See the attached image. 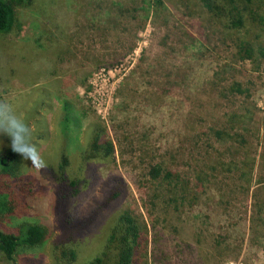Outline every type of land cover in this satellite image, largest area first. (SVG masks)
Segmentation results:
<instances>
[{
  "label": "rangeland",
  "instance_id": "374dc122",
  "mask_svg": "<svg viewBox=\"0 0 264 264\" xmlns=\"http://www.w3.org/2000/svg\"><path fill=\"white\" fill-rule=\"evenodd\" d=\"M14 12L12 31L0 34V150L13 144L7 128L35 197L12 203L0 228L36 222L50 235L13 262L0 254V264H54L62 217L72 228L87 219L111 175L126 193L80 233L73 264L94 256L123 209L149 227L147 264H264V24L230 29L200 0H30ZM233 82L242 93L229 91ZM63 101L76 126H59ZM95 121L114 159L89 161L86 186L60 207L46 167L59 146L76 156ZM156 163L188 182L183 201L153 198Z\"/></svg>",
  "mask_w": 264,
  "mask_h": 264
},
{
  "label": "trees",
  "instance_id": "16d2710c",
  "mask_svg": "<svg viewBox=\"0 0 264 264\" xmlns=\"http://www.w3.org/2000/svg\"><path fill=\"white\" fill-rule=\"evenodd\" d=\"M263 1L200 0L212 16L224 19L230 29L242 27L245 20L264 24V12L258 10L259 3ZM29 2L30 0H0V34L11 32L16 24L14 6ZM253 3H257L256 8H250ZM241 46L242 44L240 49L246 51L248 57L249 49ZM228 88L229 91L243 92L237 82L231 83ZM68 106V103L62 102V113L59 119V126L66 128L76 126L77 121L76 114L71 113ZM15 149L14 145L10 144L0 150V187L3 189V201L0 203L3 210L0 209V215L7 217L13 214L12 203L17 201L29 207L35 197L32 181L20 171L21 152L16 146ZM76 151V156H69L68 151L65 152L62 146H59V156L56 157L55 163H50L46 167L48 174L55 181V198L60 207L77 197L86 186L85 170L89 161L109 162L114 159L113 142L107 135L106 127L98 121L87 125L84 144ZM148 176L155 183H159L153 198H159L160 192H163L167 198L164 200L163 195L162 201L165 204L168 202L174 205L188 196L189 184L181 177L180 172L167 168L162 163H156L149 167ZM126 188V182L122 177L111 175L103 196L87 214V219L72 228L73 218L69 220V214L62 217L65 225L51 246V257L54 264H73L78 260L80 233L88 226L97 212L108 207L114 200L123 197ZM60 214L61 210L57 212V215ZM149 231L141 215L130 209L119 210L108 225L101 248L84 264H147ZM49 235L48 227L36 222H21L14 227L0 228V254L7 261L13 262L15 255L19 252L43 244Z\"/></svg>",
  "mask_w": 264,
  "mask_h": 264
},
{
  "label": "clouds",
  "instance_id": "9594fccd",
  "mask_svg": "<svg viewBox=\"0 0 264 264\" xmlns=\"http://www.w3.org/2000/svg\"><path fill=\"white\" fill-rule=\"evenodd\" d=\"M17 126H18V127H22V125H20L19 123H17ZM4 130H5V131H8V134H9L10 136H13V145H14V150H16V149H15V137H14V135H13L12 131H11V130H9V129H7V128H4Z\"/></svg>",
  "mask_w": 264,
  "mask_h": 264
}]
</instances>
